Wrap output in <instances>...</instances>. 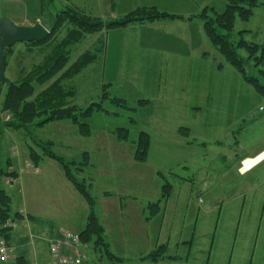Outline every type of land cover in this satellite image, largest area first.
Returning a JSON list of instances; mask_svg holds the SVG:
<instances>
[{"label":"rangeland","instance_id":"1","mask_svg":"<svg viewBox=\"0 0 264 264\" xmlns=\"http://www.w3.org/2000/svg\"><path fill=\"white\" fill-rule=\"evenodd\" d=\"M195 1L200 3L199 12L206 6H213L221 12L226 0ZM260 1L264 3V0ZM63 7H66L63 0H21L0 4V20L9 18L24 26L39 22L51 32L54 15ZM68 8L78 10L72 6ZM194 20L200 21L199 18ZM67 26L66 23L61 27L55 35L57 39L49 43L35 45L18 42L9 47L6 80L18 82L27 73L34 72V68L53 53L56 41L64 38ZM234 28L235 33L247 30V41L263 43L264 10L258 6L248 21L237 18ZM95 35H85L70 46L71 63L84 54L96 55ZM205 40V43L201 40L193 44L194 49L189 56L180 54L166 61L162 53L161 60L121 55L116 62L123 73L116 77L105 73L102 42L97 60L94 62V58L80 74L65 81L67 86L76 90L75 96L68 99L69 104L85 109L93 102H99L103 96V85L107 84L110 98H125L132 111L117 106L111 99L105 100L103 107L109 112V117L101 121L106 113L94 112L93 117L88 119L91 125L88 135L81 134L78 125L69 120L50 121L37 128L33 124L29 127L32 134L27 136L7 129L0 133L1 162L4 164V159L11 157L13 164L10 169L18 173L17 178L5 177L2 187L11 197V214L17 212L23 215L17 223L11 220L8 223L13 229L12 240L6 239L14 247L11 259L19 254L14 238L20 240L18 244L22 242L23 247L27 243L30 245L29 241L34 238L30 235L34 222L27 219L32 215L34 220V213L57 228L80 231L84 227L88 205L65 176L63 165L44 156L37 169L30 157V145L42 154L45 151L43 146L47 147L43 142L51 141L54 143L51 148L57 155L67 162H74L71 169L80 181L86 183L96 199L99 214L103 198H106L105 191L111 193L107 198L109 204L116 206L121 200L130 208L126 215H112L113 222L106 220L105 237L113 251L110 250L120 259H110L90 245L87 250L88 264H154L144 257L156 248L157 239L162 245H167L169 241L168 255L178 252L182 259H186V247L177 249L175 244L191 238L192 264H264V180L253 185L255 178L264 175V165L241 178L233 170L228 173L221 156L226 143L223 141V121H226L222 115L223 107L201 106V111L193 109L196 101L253 99L254 89L209 40ZM242 54L245 55L244 52ZM35 84L37 93L46 86ZM6 89L7 85L3 84L0 105ZM255 98L261 99L256 94ZM143 99L149 103L139 105L138 110L131 107H137ZM173 100L179 106H165ZM0 116L5 121L10 119L7 112ZM119 127L128 128L130 136L121 137L122 134L116 132ZM258 127L259 123H256L255 129L246 136L264 135ZM180 128H188L189 134H183ZM141 131L153 137L147 161H139L135 156L137 143L133 141ZM201 137L208 139L207 147L197 145L202 143ZM85 154L89 156V163L87 161L83 165ZM80 162L85 173L84 170L79 172ZM127 166L143 169L139 172L144 174L133 176L131 181L125 180ZM90 177L97 179L96 185H91ZM165 180L173 185L174 197L171 195L166 202L167 209L164 206L162 213L152 215L149 202L152 204L160 199ZM196 221L197 226L194 224ZM160 228L158 237L157 230ZM27 264H34L30 257H27Z\"/></svg>","mask_w":264,"mask_h":264},{"label":"trees","instance_id":"2","mask_svg":"<svg viewBox=\"0 0 264 264\" xmlns=\"http://www.w3.org/2000/svg\"><path fill=\"white\" fill-rule=\"evenodd\" d=\"M262 4L260 0H226L223 11H217L215 7L209 6L203 8L196 16L202 21L208 39L219 53L264 98V43L259 44L247 41L244 37L245 31L234 32L236 19L250 20L254 15L255 8ZM168 18H183V16L170 14L156 7L146 6L138 7L111 21L83 14L68 7L58 12L54 15L52 30L48 37L41 42L33 41L30 43L42 45L57 39L55 36L57 31L67 23L69 26H67L66 34L64 38L56 41L52 49L53 53L46 57L41 65L35 67L34 72L27 73L21 81L9 82L4 77L0 83V95L3 84L7 85L2 104L0 105V115L5 112L10 115V119L7 121L1 119L0 116V133L3 134L7 129L27 136V134H32L29 127L33 124L37 128L44 126L50 121L69 120L78 125L81 134L88 135L90 132L88 119L94 112L104 111L103 100L93 102L85 109L75 104L70 105L68 99L75 96L76 90L73 86H67L65 81L72 79L85 69L93 61L95 55L91 53L84 54L71 63L70 46L85 35L97 33L103 29L112 30L126 27L131 23ZM9 49L6 48L4 51L5 59ZM35 82L41 86H46L37 93L38 89ZM106 87L108 88V85L104 84L103 99H111L117 106H122L132 111L124 99L110 98ZM147 103L148 101L143 99L138 102V105L141 106ZM43 115L46 117L42 118ZM131 120L134 121L132 118ZM26 130H29V132H25ZM116 132L122 134L121 137L126 138L129 134V129L119 127ZM180 132L185 135L189 134L188 128H180ZM150 142L149 133L141 131L137 140L136 159L139 161L147 160ZM36 143L41 145L39 141H36ZM43 144H47V147L46 145L43 146L45 151L42 154L38 153L32 145L29 147L30 157L34 165L38 166L44 156L59 161L63 165L67 179L88 203L89 213L86 226L79 233L82 244L91 245L95 250L104 252L110 259H120L110 250L106 241L104 227L96 213V199L88 190L86 183L80 181L75 171L71 169V164H74V162H67L62 156L57 155L51 148V145L54 144L53 142L45 141ZM1 155L2 152H0V157ZM84 156L86 162L83 165H86L89 156L88 154ZM10 158H5L4 164H2V159L0 158V238L4 237L8 241L13 238V229L12 225L8 224L9 221L22 218L20 213L11 214V197L6 189L2 187L5 177H18V173L10 169L13 164L11 162L12 158ZM83 165L80 162L79 172L84 170ZM172 192L173 185L165 180L160 199L149 205L150 209H152V215L163 212L164 206ZM166 250L167 245L161 244L147 254L144 259L157 262L166 257ZM0 264H27L26 255L20 252L15 258H10L5 262L0 261Z\"/></svg>","mask_w":264,"mask_h":264},{"label":"crops","instance_id":"3","mask_svg":"<svg viewBox=\"0 0 264 264\" xmlns=\"http://www.w3.org/2000/svg\"><path fill=\"white\" fill-rule=\"evenodd\" d=\"M20 1L21 0H0V4L4 5L10 2H20ZM119 3H121V5ZM199 4L200 3L196 2L195 0H63V6H66L63 7L64 9L67 8L68 6H72L80 10L81 12L86 13L87 15L100 17L103 18L104 20L113 17L118 18L128 13L131 10L143 6L156 7L159 10L168 12L170 14L183 16V18H175V19L168 18V19H160L155 21L131 23L123 28H117L112 30L103 29L100 32L94 33L96 34L95 35L96 38L94 40V43L96 44L95 45L96 55L94 62L97 60L98 54L101 53L100 51L101 48L99 49V45L102 47V42H103L102 51L105 50V61H104L105 73L110 74V76L112 77H116L118 74L123 73L122 68L116 62V59L121 55L122 56L130 55L131 58L138 56L139 58L144 60H146V58H160L161 60L160 53H162L163 59L166 61V60H170L171 58L175 59L180 54L189 56L194 49L193 44L200 43L201 40L203 43H205L206 41L205 39L206 38L208 39V37L204 31L203 23L201 20L198 21L199 23L196 22V20H194L196 18H199L196 16L200 10ZM260 7L261 9L264 10V3L260 5ZM241 31H245L244 33V37H245L248 31L247 30H241ZM201 33H204L205 36H203V34ZM209 42L211 43L210 40ZM215 49L217 48L215 47ZM164 60L162 61V64ZM254 91H253L254 98L249 100L242 98H238L235 100L208 99L206 102L196 101L193 106L194 110H200V111L202 110L201 106H209L210 108H214L217 106L223 107L222 115L226 120L223 121V127L225 132V134L223 135V141L226 143L223 145V153L221 156L227 168L226 169L227 172L231 173L233 170L238 175L239 178L245 177L247 173H252L256 168L264 165V159H263L257 162L247 172L243 173L240 170L241 162L243 159L254 158L257 155L264 152V135H261V137L258 135L257 137H255V135H252L251 138H248L246 136V133H248L250 130L253 131L255 129L256 123L257 124L259 123V127H258L259 132L260 131L264 132V98L261 95H259L256 91L255 92ZM255 94L261 99L255 98ZM121 99H124L126 103H128L125 98H121ZM101 100H103L104 102L107 99L102 98ZM165 106L172 107V106H179V104L177 101L173 100L170 102V104H168V102L165 103ZM131 107L134 110H138L140 108L139 105L137 107L135 105H131ZM101 112L106 113V115L102 116L103 119H101V121H105V119L109 117L108 116L109 112L106 111L105 109L104 111L103 110L98 111V113ZM93 114L90 118L93 117ZM207 122L209 124H212V122L210 121ZM191 132L192 130L190 129V133ZM129 136H130V132H129ZM150 138L151 139L153 138L151 134H150ZM137 139H135L133 142L137 143ZM201 140L202 143L197 145H200L202 147H207L208 139H206L205 137H201ZM175 141L179 142L178 140ZM151 147H152V142H150L149 155L151 154ZM39 165L38 167L36 166L37 169L39 168ZM85 171L86 170L84 169L83 173H85ZM139 171L143 172L144 170L134 167L130 168L129 166H127V174L124 176V179L131 181L133 176L138 177L144 174V173H140ZM226 180H228L229 182L230 181L229 177H227ZM261 180H264V175L260 176L259 179L255 178L253 185H255L257 182ZM90 181L92 186L94 184L96 185L98 182L96 178L93 179L91 177H90ZM225 183L227 182H224V184ZM104 195L106 198H103L104 201L100 205V214L99 211L97 210V203H96V213L100 222L104 226V231L106 233V220L113 222L114 219L112 215L115 214L126 215V213H128L130 208L128 207L129 205L126 202H122L121 200H119L116 206L109 204L110 201L108 199L110 198L109 196H111L110 191H105ZM171 197H174V195L172 194ZM130 198H132L133 201L135 200L134 197H130ZM149 204L151 203L149 202ZM88 213H89V207H88ZM87 217L88 214L85 218L83 229L86 226ZM22 218L20 219L22 220ZM32 218H33L32 215L27 217V219H29L30 222L31 221L34 222V227L32 226L33 228H31L32 233L30 232V235H34L33 238L34 240L32 239V241L31 240L29 241L31 246L27 243L25 244V247H23L22 242L18 244L20 240L14 238L13 240L15 242L17 250L19 251V253L21 252L24 255L28 254L26 255V259L27 257H30L31 261L34 264L51 262L53 261V255L51 253L52 242L59 239L61 237L62 231L67 229L57 228L56 226L53 225L52 222L45 219H41L37 215V213H34V220H32ZM15 222L17 223V219ZM194 224H196L195 226H197L198 221H196V223ZM192 227H194V225ZM82 230L71 231V232L80 233ZM157 233H158V237H160L161 228L157 230ZM105 238L107 240V243L109 244V248L112 250L111 245L107 239V236ZM161 244L157 239V243L155 244V247ZM166 244H167V250H169L170 247L169 241L166 242ZM175 246L177 247V249H180L181 246L186 247V251H187L186 259H182L179 253L177 252L173 255H168L166 253L167 255L163 259L157 262H153V261L151 262L154 264H166V263L181 264L182 262L183 264H192L193 261L191 262L190 256H191V252L193 251V238H191V240H185L183 242L180 241L179 243H176ZM89 247H90L89 245H86L84 247V250H86L87 252ZM145 260L150 261L148 259ZM205 264H209V262H206Z\"/></svg>","mask_w":264,"mask_h":264},{"label":"built area","instance_id":"4","mask_svg":"<svg viewBox=\"0 0 264 264\" xmlns=\"http://www.w3.org/2000/svg\"><path fill=\"white\" fill-rule=\"evenodd\" d=\"M264 152L257 157L258 161L264 158ZM253 158V159H255ZM248 158L242 161L240 170L244 173L248 171L255 163L247 165ZM86 245L82 244L80 235L70 231H63L61 237L52 242L51 253L53 261L42 264H87L88 255L84 250ZM14 255V247L4 238H0V261L5 262Z\"/></svg>","mask_w":264,"mask_h":264},{"label":"water","instance_id":"5","mask_svg":"<svg viewBox=\"0 0 264 264\" xmlns=\"http://www.w3.org/2000/svg\"><path fill=\"white\" fill-rule=\"evenodd\" d=\"M50 34L43 24L36 22L31 26L16 24L9 18L0 20V83L4 78L6 59L4 51L18 42H41Z\"/></svg>","mask_w":264,"mask_h":264},{"label":"bare ground","instance_id":"6","mask_svg":"<svg viewBox=\"0 0 264 264\" xmlns=\"http://www.w3.org/2000/svg\"><path fill=\"white\" fill-rule=\"evenodd\" d=\"M261 156H264V154L263 155H260V158H261ZM257 160H259V159H257V158H255V159H253V158H248V160H247V165H251V164H253V163H255Z\"/></svg>","mask_w":264,"mask_h":264}]
</instances>
